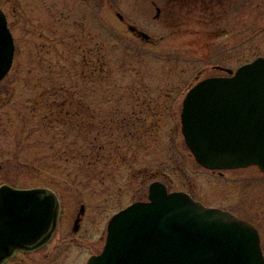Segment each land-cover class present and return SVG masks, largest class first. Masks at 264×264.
<instances>
[{
    "label": "rangeland",
    "instance_id": "rangeland-1",
    "mask_svg": "<svg viewBox=\"0 0 264 264\" xmlns=\"http://www.w3.org/2000/svg\"><path fill=\"white\" fill-rule=\"evenodd\" d=\"M135 1L0 0L15 43L0 80V185L51 188L62 229L83 205L73 243L86 254L153 181L250 221L264 254V172L202 167L180 131L189 86L264 56V0H225L209 30H139L152 43L117 17L141 24Z\"/></svg>",
    "mask_w": 264,
    "mask_h": 264
},
{
    "label": "water",
    "instance_id": "water-1",
    "mask_svg": "<svg viewBox=\"0 0 264 264\" xmlns=\"http://www.w3.org/2000/svg\"><path fill=\"white\" fill-rule=\"evenodd\" d=\"M14 50L0 8V80L12 65ZM228 71L230 75L206 77L188 89L181 134L205 168L256 165L264 172V56ZM58 210L50 188L1 184L0 262L16 249L45 243L56 227ZM87 264H264V256L251 222L153 181L146 200L111 216L104 246Z\"/></svg>",
    "mask_w": 264,
    "mask_h": 264
},
{
    "label": "flooded vegetation",
    "instance_id": "flooded-vegetation-1",
    "mask_svg": "<svg viewBox=\"0 0 264 264\" xmlns=\"http://www.w3.org/2000/svg\"><path fill=\"white\" fill-rule=\"evenodd\" d=\"M135 2L136 11L142 17H137L141 19V24L137 26V23L128 21L119 11L116 13L117 17L126 25L127 30L151 43L154 39L150 35L143 36L139 30H198L200 28L209 30L219 24L220 8L225 10L223 5L225 0H136ZM221 29H224L223 26ZM84 208L81 205L76 217L68 220V224L62 229L59 224L61 216L59 202L57 224L49 239L35 249L13 251L0 264H86L92 253L86 254L82 244L73 243L76 233L81 228ZM68 227L71 234H66ZM59 228L62 229L61 232Z\"/></svg>",
    "mask_w": 264,
    "mask_h": 264
}]
</instances>
